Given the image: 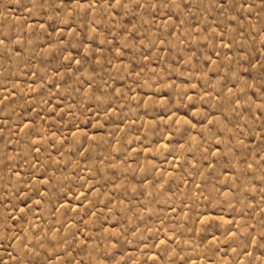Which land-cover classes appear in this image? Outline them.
I'll return each mask as SVG.
<instances>
[{
	"label": "rangeland",
	"instance_id": "374dc122",
	"mask_svg": "<svg viewBox=\"0 0 264 264\" xmlns=\"http://www.w3.org/2000/svg\"><path fill=\"white\" fill-rule=\"evenodd\" d=\"M0 264H264V0H0Z\"/></svg>",
	"mask_w": 264,
	"mask_h": 264
}]
</instances>
